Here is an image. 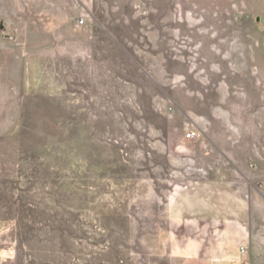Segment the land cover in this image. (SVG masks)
<instances>
[{"label": "rangeland", "instance_id": "rangeland-1", "mask_svg": "<svg viewBox=\"0 0 264 264\" xmlns=\"http://www.w3.org/2000/svg\"><path fill=\"white\" fill-rule=\"evenodd\" d=\"M95 5L0 23V264H264L187 259L169 216L264 191V0Z\"/></svg>", "mask_w": 264, "mask_h": 264}, {"label": "crops", "instance_id": "crops-1", "mask_svg": "<svg viewBox=\"0 0 264 264\" xmlns=\"http://www.w3.org/2000/svg\"><path fill=\"white\" fill-rule=\"evenodd\" d=\"M36 6L53 18L49 22L60 23L65 21L60 8H81L92 17L96 5L95 0H0V23L33 20ZM169 216L175 243L189 260L206 263L243 257L241 248L244 256L250 252L264 257V191L249 199L226 181L201 180L176 196Z\"/></svg>", "mask_w": 264, "mask_h": 264}, {"label": "built area", "instance_id": "built-area-1", "mask_svg": "<svg viewBox=\"0 0 264 264\" xmlns=\"http://www.w3.org/2000/svg\"><path fill=\"white\" fill-rule=\"evenodd\" d=\"M84 25V21H83V19H79L78 21H77V26H79V27H81V26H83ZM196 137V134L194 133V132H190V133H188L187 135H186V138L187 139H194ZM245 250L243 249V248H241L240 249V255L241 256H244L245 255Z\"/></svg>", "mask_w": 264, "mask_h": 264}]
</instances>
